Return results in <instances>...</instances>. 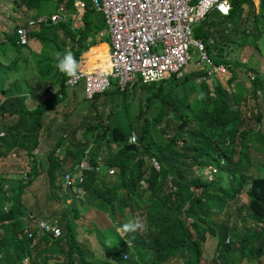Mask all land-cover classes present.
I'll return each instance as SVG.
<instances>
[{
	"label": "trees",
	"instance_id": "1",
	"mask_svg": "<svg viewBox=\"0 0 264 264\" xmlns=\"http://www.w3.org/2000/svg\"><path fill=\"white\" fill-rule=\"evenodd\" d=\"M33 1L24 0L26 6H31ZM58 1L70 7L72 0ZM230 1L231 7L224 19L208 12L192 25L194 37L202 41L212 38L211 51L217 46L216 57L212 60L230 68L226 80L228 86L215 75L195 82L197 73L204 71L187 70L180 77L169 75L150 83L132 79L122 87L110 78L107 88L87 98L84 94L79 97L73 86L64 84L67 76L60 72L56 84L52 82L56 74L49 78L43 76L44 79L30 77L27 90L19 88L16 81L11 85L2 84L10 66L0 63V131H3L0 138L18 139V145L29 153L26 180L17 177L9 184V178H0V193L4 186V189H12L9 195L0 197V202L4 203H0V264H20L23 256L29 264H48L52 259L53 264H172L176 258L186 264H209L210 259L205 257L202 246L207 232L216 235L212 259L217 264L226 260V252L237 255L246 263L248 258L244 256L253 244L257 253H263L264 174L249 172L248 144L243 145L238 137L243 139L250 134L258 137L259 147L264 152V135L259 128L245 130L246 112L240 106L244 104L242 91L234 83L230 59L224 56L226 50L218 44L234 37L244 41L247 31L255 42L259 35L256 17L264 9V0H257V10H254L252 0ZM86 8L84 1L78 26L74 29L67 22L56 23L62 33L68 31V44L77 61L87 49L82 42L87 40L91 26L96 27L97 21H102L99 11L96 14L91 4ZM244 9L249 14H242ZM241 14L244 26L238 29L236 22L241 21ZM33 16L24 23L14 24L12 32L3 39L10 48H15L17 58L22 56L17 48L24 43L15 41L14 27L32 25L28 24V19ZM226 21L231 22L227 32L223 30ZM35 24L45 27L51 23ZM71 30H76L77 34L73 36ZM97 41L87 46L101 43ZM249 81L253 83V92L261 88L259 77L254 76ZM111 82L114 83L112 86ZM46 83L51 84L52 91H47ZM194 88L200 101L196 109L189 107V102H183L187 92ZM140 91L145 93L144 98L137 101V110L132 111L131 96ZM27 94L34 99L30 105L24 101ZM102 96L103 112L98 103V97ZM68 100L87 101L86 112L77 118L78 133L74 134L72 130L68 135L67 126L61 122L53 143L46 148L45 167L41 168L40 158L31 152V148L38 144L44 113L58 102L66 104ZM73 107L61 114L62 119L69 121L65 116ZM59 111L54 109V113ZM255 117L258 118V113ZM131 132L135 134V145L125 149ZM62 145L57 152L56 148ZM9 147L0 143V155ZM149 156L157 160L158 169L151 164ZM67 157L70 161L64 165L62 162ZM82 158L92 165L91 170H83L82 181L78 184L82 188L83 204L80 207L64 206L66 195L58 178L63 169L74 170ZM202 165L206 166L204 171H210L207 165L214 168L209 178L206 173L199 172ZM108 168H113L110 174ZM41 172L46 176H39L40 183L38 181L34 187L32 181ZM213 173L216 177H212ZM220 173L224 174L225 182L218 179ZM248 174L246 209L250 217L262 221V226L239 230L231 225L228 215ZM26 190L27 196H23ZM139 196H143L141 202L136 198ZM223 205L228 214L214 217L216 219L210 224L205 222V217L217 212L214 207ZM91 214L92 221L87 219ZM23 217L55 219L60 234L49 238L45 231H33L28 237L21 232ZM137 217L145 227L135 234V239L118 231L121 225ZM127 240L130 245L126 244ZM97 251L110 260L99 261L95 255ZM123 253H126L125 257Z\"/></svg>",
	"mask_w": 264,
	"mask_h": 264
},
{
	"label": "rangeland",
	"instance_id": "2",
	"mask_svg": "<svg viewBox=\"0 0 264 264\" xmlns=\"http://www.w3.org/2000/svg\"><path fill=\"white\" fill-rule=\"evenodd\" d=\"M87 8L90 4V0H84ZM254 4V10L258 9L257 5V0H252ZM15 5V4H14ZM56 2L54 0H34L32 2V6L30 7V11H38L39 12H44V13H49L55 9ZM244 9L242 11V14H249V11ZM96 14L98 13V10H94ZM82 13V12H81ZM99 14V13H98ZM241 14V21L236 22V26L238 29L242 28L244 25L242 24V18L243 15ZM33 16V14H31ZM17 17H19L18 22H25V11L19 10L17 12ZM23 18V19H22ZM94 18V16H92ZM216 18H219L216 16ZM257 25L259 27V35L257 39H255V42H252V36L246 33V37L243 40H238L239 37H234L232 38L229 42H219L218 46H221V48L225 49L226 52H224V56L229 58L230 65L233 68L234 72V83L238 85L239 88H241L242 91V97H243V105L241 106V109L244 111L246 114L245 117V122H244V127L246 128L245 130L253 128H259L260 132L264 135V9L260 11V13H257ZM94 22V21H93ZM92 22V23H93ZM98 26V27H97ZM97 26L94 27L93 25L91 26V30L87 33V40L83 41V46L88 47L87 44L90 42H93L94 40L97 41L98 39L100 40H105L107 39V27L106 24L103 21H97ZM48 26H38V25H28L26 26L28 31V35L31 34V36L27 39L26 43L24 45L20 46V49L17 48L18 51H20L22 57L27 61L26 57V51L27 48L30 49V55H31V64L33 67H35L37 70H39L42 75H46V77H53L55 74L54 79L52 80L53 84L57 83L58 77H59V71L55 67L56 65V58L55 54L57 52L64 53L65 51H72L70 49V46L68 44V36L69 33H62V30L58 27L56 31L58 32V36L55 35L53 36L52 34H49L45 31V28ZM50 28V27H49ZM100 31V35H98V32ZM61 34H60V33ZM73 32V36L77 34L76 30H71ZM66 34V35H65ZM45 36L44 40H42L41 37ZM84 40V39H83ZM205 45H208V56L212 59V57L215 56V51L216 48L214 47L212 51L210 48L213 46H209V42L206 40H203ZM99 42V41H97ZM43 43L42 45H40ZM96 43V42H95ZM102 43V42H101ZM7 47V44H1L0 45V63L3 64H9L11 60H9L13 55L10 53H5V56L3 55V50H5ZM206 48V47H205ZM68 49V50H67ZM40 50H43L42 52ZM85 51V50H84ZM84 51L81 53L82 58L84 61H87L85 56H83ZM101 52H103L101 48ZM73 53V51H72ZM96 53H92L90 55L89 59H92V57ZM74 55V54H73ZM14 56H15V61L11 64L10 70L5 74V77L3 79L2 84H8L11 85L13 81H16L19 84V88H25L27 90V84H23L22 78L27 77V62L21 58H17V53L14 51ZM80 56V55H79ZM88 57V56H86ZM7 58V60H6ZM13 59V58H12ZM198 59V51L194 47H189V59L186 65L184 66V71H195V60ZM231 59H234L235 62H233ZM242 62L240 63V60ZM36 60L38 62H36ZM103 69L108 68V56L105 52H103ZM223 63V62H222ZM38 64V65H37ZM29 68V66H28ZM30 70V68H29ZM230 70V68H229ZM226 70V73L219 78L220 81L224 86L226 85L225 78L227 77V74L229 73ZM246 70H250L255 77H259V80L261 81V88L258 87L259 92L256 93L255 91H252L253 88V83L248 80L246 76ZM0 76L2 74L0 73ZM41 76V75H40ZM43 79L45 77L41 76ZM7 79V80H6ZM114 80V79H112ZM194 80V79H193ZM196 82V81H195ZM244 82L243 84H241ZM81 80H78L75 84L73 85H68V86H73L74 89L76 90L75 94H78L79 97L81 96L80 94H83V89L81 87ZM114 83L111 82V86ZM53 88V87H52ZM138 88L136 87V90ZM188 96L187 99L183 100V102H189V107H192L196 109L200 105V101L198 99V93L197 89L194 88L190 91L187 92ZM70 96V92L68 93ZM145 93L140 91L139 93L137 92L136 95L131 96V101H130V110L136 111L137 110V101H142L144 98ZM2 97V94L0 93V99ZM104 96L98 97V103L100 104L101 111H104V104L101 102L103 100ZM72 101L74 100H68L66 104H62L61 102H58V104L55 105L54 108L47 110L44 113L43 116V122L42 126L39 130V139H38V144L35 145L32 148V151L34 150L33 153H37L36 156L40 158L41 161V168L45 167V152L46 148H49L50 145L53 143L55 135L57 133L56 128L61 125V122L67 126L66 128V133L68 134L72 130H74V134L77 132L76 125H77V118L79 116H82L86 112V100H75L74 101V107L71 109L70 113L67 114L65 117L67 120L62 119V113L67 109L73 106ZM28 103V102H27ZM191 105V106H190ZM60 108V109H59ZM54 109L60 110L59 113H54ZM121 112H116L115 114H120ZM258 113V118L255 117V114ZM168 117L174 118V115L168 114ZM121 117H119L120 119ZM118 121V120H117ZM121 124H123V119L119 120ZM47 124V126H46ZM124 127V126H123ZM69 135V134H68ZM3 136V135H2ZM1 136V137H2ZM241 139L242 144L245 145L246 143L248 144V155H249V172L251 173H260L264 174V152L260 149L259 144H260V139L254 135H245L242 138L238 137ZM228 140L225 141V143ZM0 143H4V146L7 147L10 145V147L7 149V151L0 155V178H9V184H12L14 182V179L17 177H20L21 180H26L27 174L25 177H21V172L25 170V172L28 171L29 167V157L24 155V152L22 150V147L18 145V139L16 138H11L6 136L5 138H0ZM27 144V142L25 143ZM238 143H235L237 145ZM62 146H59L57 148V152H60L62 149ZM11 151H14V155H11ZM70 161V158L67 157L64 162H62L64 165H66ZM202 171L199 172H204L206 170V166H201ZM210 169L209 167H207ZM218 172V171H217ZM216 172V173H217ZM212 171L209 173V177L211 176ZM43 174L44 172H41L37 174L35 180L32 181V185L34 187L37 186V183L39 181V176L44 177ZM110 174V173H109ZM224 175L223 173H220L218 176V179L221 178L222 182H225V179L222 177ZM46 176V174H45ZM111 177H113V173L111 174ZM208 177V178H209ZM212 177H216L215 174H212ZM250 175L248 174V178L245 180V182L241 185L240 189L237 191L236 196L237 200L235 202L231 203L230 207V214L228 215V218L230 220L231 225H233L236 229L242 230L243 228L248 227L250 228H256L258 229V226H262V221L260 219H253L250 217L249 211L246 209L247 205V196L245 193V189L248 185ZM169 179V177H168ZM41 180V178H40ZM59 181V178H58ZM40 183V181H39ZM8 184V185H9ZM6 188L5 186L2 188V193L1 195H9L11 193V190L9 188ZM69 190V192L67 191ZM61 192V190H60ZM62 196H63V192ZM64 193H66L67 196H72V192L69 188L64 189ZM23 196H27V190L23 193ZM138 202H141L143 200V196L136 197ZM66 201V200H65ZM79 203L77 202V199L74 197L69 199V204L74 206V207H80L83 203V198H79ZM3 203V202H0ZM4 204V203H3ZM65 206V205H64ZM214 207V206H213ZM5 208V206H3ZM217 212L214 214H210L208 217H205L204 220L207 223H212L216 218V216H224L225 214H228V209L226 206H216L214 207ZM69 218V216H68ZM188 218V217H187ZM87 219L92 221L93 220V214L87 215ZM27 223H30L28 221ZM216 240V235L206 233V239L203 241V250L206 253L205 257L210 259L209 264H217V261H214L212 259L215 255V244ZM264 248V245H263ZM263 253H257L255 250V244L250 246L247 255H245V258H248V261L246 263H243V259H239L237 255L231 254L229 252H226V260L220 264H264V251ZM96 258L101 261V262H106L109 261L110 258L101 253V252H96L95 253ZM24 257V256H23ZM22 257L21 263L20 264H29V260L24 257ZM54 260H49L48 264H53ZM172 264H186L182 262L181 259H174L172 261Z\"/></svg>",
	"mask_w": 264,
	"mask_h": 264
},
{
	"label": "built area",
	"instance_id": "3",
	"mask_svg": "<svg viewBox=\"0 0 264 264\" xmlns=\"http://www.w3.org/2000/svg\"><path fill=\"white\" fill-rule=\"evenodd\" d=\"M92 7L99 11L107 27V54L108 68H85L82 55L79 56V73L85 97L89 98L94 92L108 87L109 79L116 80L119 87L127 81L138 78L143 83L158 81L169 75L180 77L184 73V66L189 59V47L198 51L195 60V70H203L194 77L198 82L203 78L217 76L221 78L229 70L222 62L213 61L207 54L205 43L192 35V25L202 19L205 14L214 10L221 16L228 14L230 0H90ZM84 8L83 0H73L71 7L59 3L50 13L40 12L28 19V24L68 22L74 28L78 25L81 12ZM229 26V22L226 23ZM15 41L19 44L26 42L27 31L25 26L14 27ZM100 35V31L98 32ZM212 43V38H207ZM98 61V58L95 60ZM226 81L230 75L228 71ZM248 80L254 79V74L246 70ZM70 78L66 77L64 84ZM48 92L52 90L51 84H45ZM258 93L259 89L256 88ZM129 141H135L131 132ZM155 169H158L157 160L149 158ZM80 168H91V165L81 159ZM210 171L214 168L207 165ZM95 169L97 166L94 167ZM210 171H204L209 177ZM108 173L112 168L107 169ZM25 177V172H22ZM81 175L76 177L79 181ZM75 181L70 171H63L61 185L71 186ZM141 185L144 184L140 180ZM81 191L79 187L76 192ZM75 193V191H74ZM21 232L30 237L33 231H45L50 237L60 234V228L55 220L45 221L33 219L31 226L24 221L21 223Z\"/></svg>",
	"mask_w": 264,
	"mask_h": 264
},
{
	"label": "crops",
	"instance_id": "4",
	"mask_svg": "<svg viewBox=\"0 0 264 264\" xmlns=\"http://www.w3.org/2000/svg\"><path fill=\"white\" fill-rule=\"evenodd\" d=\"M54 1L56 2V5L58 3H61L62 2V1L59 2L58 0H54ZM72 1H71V4H72ZM31 6H26L24 0H0V40H1L0 45L1 44H3V45L5 44L6 40H3L5 38V36L7 34H9L10 31L12 32V28H13L14 24L19 23L18 22L19 21V17L16 16L17 15V12L19 10L25 11V14H26L25 20L28 17L32 16L31 14H33V15L34 14H37L38 11L37 12L36 11L35 12L34 11H30V7ZM210 13H212V15L218 16L219 18H222L223 17V16L219 15L217 12H215L214 10H211ZM222 19H224V17ZM227 22H229V21H226L225 24H224V26H223V30L225 32H227L230 29V26H231V22H229V26L226 25ZM32 25H36V24H32ZM47 26L48 27L45 28V31L47 33L52 34L53 36H55V35L58 36V34H57L58 32L56 31V29L58 28V26H57L56 23L48 24ZM28 31H30V30L27 29V33H28ZM31 34L32 33H30V35H27V39L31 36ZM41 38H42V40H44L45 36H43ZM99 42H102V43H93V44H90L87 47V49H85V51L83 53V56H85V58H86V60L88 62V65L86 63H84L85 68H95V67H101V68H103L104 64H103L102 58H103L104 49H105V52L107 54V46H106L107 44H106V42L104 40H101ZM42 44L43 43H41L40 45H42ZM9 46L10 45H7L6 49L3 50V55L5 56V53H10L11 52V54L13 55V57H11L9 59V60H11V62L9 64H11V63H13L15 61V56H14L15 48H10ZM101 48H102L103 52H101ZM40 51L42 52L43 50H40ZM29 52H30V49L27 48V51L25 52L26 53V57H27V61L24 59V57H22L23 55L21 56V58H23L27 62V72H28L27 73V77L22 78L24 84H27V81L28 82L30 81V77L31 78H34V77H40L41 78V76H44V75H42V73L39 72V70H37L35 67L32 66V64H31V61H32L31 60V55H30ZM94 52L96 54L92 57V59H89L90 58V55L92 53H94ZM15 53H16V51H15ZM80 56H81V54H80ZM86 56H88V57H86ZM107 56H108V54H107ZM96 58H98V61L97 62L95 61ZM6 60H7V58H6ZM36 62H38V61L36 60ZM28 66H29L30 70H29ZM33 100L34 99H32L31 97H29L28 94L24 98V101L25 102H28L29 101V103H27V105H30Z\"/></svg>",
	"mask_w": 264,
	"mask_h": 264
},
{
	"label": "clouds",
	"instance_id": "5",
	"mask_svg": "<svg viewBox=\"0 0 264 264\" xmlns=\"http://www.w3.org/2000/svg\"><path fill=\"white\" fill-rule=\"evenodd\" d=\"M62 3V2H61ZM59 4V3H58ZM57 4V5H58ZM56 5V6H57ZM55 6V7H56ZM66 6V5H65ZM67 7V6H66ZM71 7V6H70ZM52 12V11H51ZM103 21V20H102ZM56 23H59V22H56ZM68 23V22H67ZM52 24V23H51ZM78 26V25H77ZM76 26V27H77ZM72 28V27H71ZM75 28V27H74ZM72 28V29H74ZM27 41V39H26ZM55 58H56V65L55 67L57 68V70L64 74L65 76L69 77L70 79L68 80V83H74L76 81H78L80 79V73H79V68H80V65H79V62L76 60L75 56L73 55L72 51L68 50V51H65L64 53H60V52H57L55 54ZM3 131H0V134L2 133ZM135 135V134H134ZM128 142H133L135 143L136 141H128ZM22 147V146H21ZM33 148V147H32ZM32 148H31V152L33 153L34 150L32 151ZM22 150L24 152V155L26 156H29V153L26 152L24 150V148L22 147ZM57 150V148H56ZM34 155H36L35 153H33ZM11 155H14V151H11ZM151 156H149L150 158ZM82 159H85V158H82ZM81 160V159H80ZM79 160V161H80ZM87 161V159H85ZM78 161V163H79ZM150 161V160H149ZM88 162V161H87ZM78 163L76 164L75 166V169L70 171L71 175L74 177L75 181L73 182V184L71 186H66V187H63L61 185V182H60V185L64 191L65 188H69L72 192V196H67L66 193V201H64V205H70L69 204V199L74 197L75 199H77V202L79 203V198H82L81 196V192H82V188L78 185L81 181H82V178H83V170H91L92 169V165H91V168L87 169V168H80L78 166ZM25 172V170H23ZM22 171V172H23ZM63 171H69L68 169H63ZM63 171L61 172V175H60V181H62V173ZM112 171H113V168H112ZM22 172H21V177H22ZM108 173V172H107ZM109 174V173H108ZM25 175H26V172H25ZM78 175H81V179L79 181L76 180V177ZM79 187L81 189V191H77L76 192V188ZM69 192V190H67ZM75 191V193H74ZM5 209V208H4ZM35 219V218H30L28 219V217H23L22 218V223L23 221L27 224L28 221H30L29 224H27L28 226H31L32 224V220ZM55 220V219H54ZM53 221V220H52ZM56 222V221H55ZM57 224V223H56ZM145 225L143 224L142 220L137 217L123 225L120 226V228L118 229V231L122 234H124L125 236H130L131 239H135V234L144 229ZM60 228V227H59ZM49 238H54V237H50L49 235ZM126 244L130 245V241H125ZM126 256V253H123V257ZM75 264V262H74Z\"/></svg>",
	"mask_w": 264,
	"mask_h": 264
},
{
	"label": "water",
	"instance_id": "6",
	"mask_svg": "<svg viewBox=\"0 0 264 264\" xmlns=\"http://www.w3.org/2000/svg\"><path fill=\"white\" fill-rule=\"evenodd\" d=\"M134 145H135V143H133V142H127L124 148L125 149H131Z\"/></svg>",
	"mask_w": 264,
	"mask_h": 264
}]
</instances>
